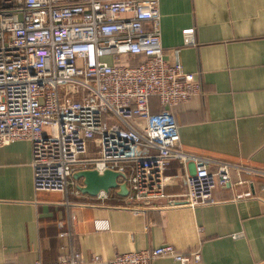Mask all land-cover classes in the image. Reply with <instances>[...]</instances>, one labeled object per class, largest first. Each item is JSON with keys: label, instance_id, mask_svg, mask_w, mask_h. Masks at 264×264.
Instances as JSON below:
<instances>
[{"label": "built area", "instance_id": "2783aa9c", "mask_svg": "<svg viewBox=\"0 0 264 264\" xmlns=\"http://www.w3.org/2000/svg\"><path fill=\"white\" fill-rule=\"evenodd\" d=\"M199 92L195 76L166 59L160 0H0V150L30 142L36 193L68 198L78 193L73 175L84 170L126 174L125 200L137 210L160 201L215 204L216 188L231 184L233 172L262 180L264 191V169L184 150L175 111ZM176 162L186 168L185 191L170 196L166 172ZM159 258L201 261L198 251L167 245L111 260L71 249L48 264Z\"/></svg>", "mask_w": 264, "mask_h": 264}, {"label": "crops", "instance_id": "0c3cea01", "mask_svg": "<svg viewBox=\"0 0 264 264\" xmlns=\"http://www.w3.org/2000/svg\"><path fill=\"white\" fill-rule=\"evenodd\" d=\"M160 13L166 59L200 85L175 111L184 150L264 169V0H160ZM152 108L160 111L157 100ZM31 164L28 141L0 150V264H48L71 249L111 260L167 245L198 251L196 264H264V191L250 174L233 172L212 205L137 210L115 192L85 196L74 179L68 198L36 193ZM185 172L171 164L168 195L185 191Z\"/></svg>", "mask_w": 264, "mask_h": 264}, {"label": "water", "instance_id": "95a60500", "mask_svg": "<svg viewBox=\"0 0 264 264\" xmlns=\"http://www.w3.org/2000/svg\"><path fill=\"white\" fill-rule=\"evenodd\" d=\"M73 179L77 182V191L92 198L98 197L102 193L109 195L112 192L123 199L130 195L127 176L124 173L112 170L103 172L84 170L76 172Z\"/></svg>", "mask_w": 264, "mask_h": 264}]
</instances>
